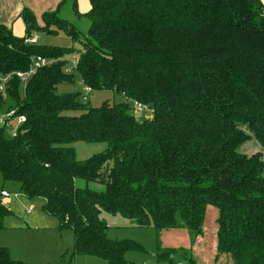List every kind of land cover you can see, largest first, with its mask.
Segmentation results:
<instances>
[{"label":"trees","instance_id":"obj_1","mask_svg":"<svg viewBox=\"0 0 264 264\" xmlns=\"http://www.w3.org/2000/svg\"><path fill=\"white\" fill-rule=\"evenodd\" d=\"M88 36L58 11L26 8L23 36L0 24V115L24 118L16 134L0 126V230L13 215L1 191L42 200V211L74 235L73 257L94 255L128 264L130 240H112L103 211L138 228H186L196 241L209 206L219 210L218 250L234 264H264V153L238 148L255 139L264 149V4L261 0H90ZM34 30L64 31L80 40L75 72L91 90L126 98L93 107L65 70L75 49L27 42ZM38 56L55 60L26 81ZM129 100L147 105L139 119ZM79 112V114H67ZM9 121V120H8ZM78 141L107 142L79 160ZM97 182L104 191L78 187ZM197 264L190 249L163 248L158 263ZM0 264H26L0 245Z\"/></svg>","mask_w":264,"mask_h":264},{"label":"rangeland","instance_id":"obj_2","mask_svg":"<svg viewBox=\"0 0 264 264\" xmlns=\"http://www.w3.org/2000/svg\"><path fill=\"white\" fill-rule=\"evenodd\" d=\"M63 5L62 10L58 12L59 16L69 20L80 32V40H84V38L88 36L90 20L85 16H77L73 0H68ZM38 23L40 26L43 25V21H38ZM32 37H34L35 42L40 45L72 47L76 51V53L68 58L69 64L65 67L68 73L72 72L75 74V82L60 85L58 87L59 93L79 92L84 101L89 102L93 107H99L104 102L118 103L126 101L123 95L110 90H90L87 92L86 88L89 87L83 84L75 70L71 69V71H69L71 67L70 60L78 58V50L82 49L80 40H73L64 31H59L57 34H54L48 31L34 30L32 32ZM133 112L139 119H150L153 113L152 110L142 112L133 110ZM67 114H79V112H67ZM2 117L3 115H0V119ZM17 121L18 119H9L8 123L15 127ZM73 146L76 149L77 158L79 160H85L94 154L104 152L108 148V143H87L85 141H78L74 143ZM238 151L247 155H252L259 151L264 153V149L254 138L241 145ZM76 184L78 187L82 188L90 187L97 191L105 190L104 185L97 182L88 183L83 179H78ZM1 186L2 180L0 177V187ZM19 199L23 203L20 201L8 202L11 205L13 204L12 208L15 209V217L11 218L13 219L11 221L20 224H30L31 227H29V225L27 229L23 230L13 229L0 231V245L9 248L11 256H13L14 259L22 260L26 264H34L31 261L32 257L38 254L49 258L51 264H107L106 260L94 255H78L73 257V232L71 230L59 231L50 228L49 224L55 220L47 216H44L47 222H42L40 216L44 214H42V201L40 199L30 200L25 197L21 199V196ZM14 200L15 199H13V201ZM27 209L32 210L31 214L26 213ZM101 217L109 226L107 234L110 239L118 241L130 240L144 248V252L129 251L126 254L128 264H169L157 262V251L159 247L190 249L197 264H234V260L230 254L218 250L217 219L219 217V210L214 206L208 207L203 235L196 241L192 240L191 234L186 228L163 230H157L153 227L138 228L134 226V222L131 218L105 211L102 212ZM16 245H19L18 249L22 251L17 252V250H15ZM175 264L190 263L176 258Z\"/></svg>","mask_w":264,"mask_h":264},{"label":"crops","instance_id":"obj_3","mask_svg":"<svg viewBox=\"0 0 264 264\" xmlns=\"http://www.w3.org/2000/svg\"><path fill=\"white\" fill-rule=\"evenodd\" d=\"M67 1L68 0H0V24L7 25L9 28H11L13 30L14 34L19 35V36H23L26 33V24H25L23 18L20 16V14L24 9L28 8V9L32 10L35 13V15L37 16V20L43 21L42 15L44 13L52 12V11H58V10L61 11L63 6H64L63 4H65ZM261 1L264 4V0H261ZM76 2H77L78 12L81 14H85L91 8V1L90 0H76ZM73 4H74V0H73ZM77 16H78V14H77ZM32 38L35 40L34 37H32ZM21 199H22V197H21ZM17 201H20L21 203H23L20 199H15L14 201L12 200L11 202H17ZM12 206H13V204L12 205L10 204V209L13 211V215H11L5 219V226L6 227L4 229H1V230H13V229L14 230H23V229H27L30 224H20V223H16V222L11 221V220H13L11 218L15 217V209H13ZM41 209H42V206H41ZM31 212H32L31 209L26 210L27 214H31ZM42 214H44V213H42ZM44 216H47V215L44 214V215L40 216L41 221L47 222ZM47 217L49 218V216H47ZM37 226H39V225H37ZM49 226H50V228H54V229H57L59 231H64V230H60L58 228L56 220L54 222L50 223ZM29 227H31V225ZM39 227H43V226H39ZM73 237H74V235H73ZM16 246H15V250H17V252L22 251V250L18 249L19 245H16ZM31 261L34 264H51V260L49 258H46L45 256L38 255V254H36V256H33Z\"/></svg>","mask_w":264,"mask_h":264},{"label":"built area","instance_id":"obj_4","mask_svg":"<svg viewBox=\"0 0 264 264\" xmlns=\"http://www.w3.org/2000/svg\"><path fill=\"white\" fill-rule=\"evenodd\" d=\"M26 41L27 42H35V40L33 38L27 39ZM54 61L55 60H53V59H48V58H45L42 56H38L37 58H35L33 60V64L27 73L18 72L17 75H18V77L23 79V81H26L30 76L34 75L39 68L50 65ZM70 63H71V67H70L69 71H71V69H74L76 67L77 59H71ZM9 78H10L9 76H1L0 75V91L3 93L6 91V82L8 81ZM90 90H91L90 88H86L87 92H89ZM129 102L131 103L133 110H136L137 112L150 111L151 110L147 105H145L141 102L134 101V100H129ZM13 114H14V112H11V113L3 116L0 119V124L1 125H8L9 124L8 120L12 117ZM23 121H24V118H19L17 121V125L15 127L12 126L13 127V129H12L13 135L16 134V130H17L18 126ZM1 196L4 198L5 202H7V203L12 201L13 199H19L20 198V195L11 194L6 190L1 191Z\"/></svg>","mask_w":264,"mask_h":264}]
</instances>
